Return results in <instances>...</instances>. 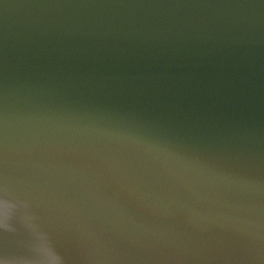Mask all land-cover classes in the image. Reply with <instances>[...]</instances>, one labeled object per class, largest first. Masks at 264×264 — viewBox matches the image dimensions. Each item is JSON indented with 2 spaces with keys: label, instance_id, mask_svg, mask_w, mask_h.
I'll return each mask as SVG.
<instances>
[{
  "label": "water",
  "instance_id": "water-1",
  "mask_svg": "<svg viewBox=\"0 0 264 264\" xmlns=\"http://www.w3.org/2000/svg\"><path fill=\"white\" fill-rule=\"evenodd\" d=\"M0 264H264V0H0Z\"/></svg>",
  "mask_w": 264,
  "mask_h": 264
}]
</instances>
